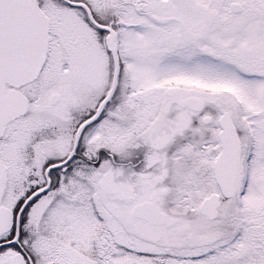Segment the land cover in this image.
Masks as SVG:
<instances>
[{"label": "snow or ice", "instance_id": "obj_1", "mask_svg": "<svg viewBox=\"0 0 264 264\" xmlns=\"http://www.w3.org/2000/svg\"><path fill=\"white\" fill-rule=\"evenodd\" d=\"M0 264H264V0H0Z\"/></svg>", "mask_w": 264, "mask_h": 264}]
</instances>
